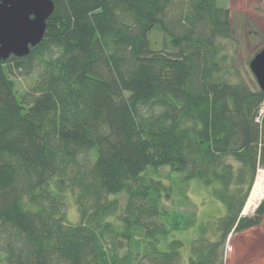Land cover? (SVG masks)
Wrapping results in <instances>:
<instances>
[{
  "label": "trees",
  "instance_id": "obj_1",
  "mask_svg": "<svg viewBox=\"0 0 264 264\" xmlns=\"http://www.w3.org/2000/svg\"><path fill=\"white\" fill-rule=\"evenodd\" d=\"M52 1L41 41L0 59L4 264H223L229 233L264 231V198L241 214L264 167V90L226 75L218 41L232 35L229 9ZM15 69L36 77L19 99ZM164 166L209 186L224 207L197 224L187 254L171 232L180 226L164 222V184L149 175Z\"/></svg>",
  "mask_w": 264,
  "mask_h": 264
},
{
  "label": "rangeland",
  "instance_id": "obj_2",
  "mask_svg": "<svg viewBox=\"0 0 264 264\" xmlns=\"http://www.w3.org/2000/svg\"><path fill=\"white\" fill-rule=\"evenodd\" d=\"M217 3L229 9L232 35L229 38L219 39L220 54L223 56V66L229 80L245 83L251 88L257 87V82L248 63L256 50L264 44V0H217ZM151 38L158 42L162 39L159 32L151 34ZM22 70H13L11 77L14 80L16 96L31 88L35 81V73H22ZM264 167H259L255 175L253 186L263 188V195L252 207L245 209L241 214L251 215L264 198ZM149 175L160 179L164 184L161 189L160 206L168 210L163 216L168 228L180 226L181 229H171L173 236L182 238L185 242L184 254H187L188 241L195 237L199 231L197 224L212 221L224 213L220 201L212 197L211 188L203 185L197 179L189 182L182 179L181 174L173 173L168 167H160L156 171H149ZM258 176V177H257ZM251 191L248 195H250ZM120 201L125 194L118 195ZM168 196V197H165ZM67 218L75 221L78 218L76 206L68 201ZM264 218V213H263ZM208 229V227H207ZM211 232L210 229L208 230ZM118 253L125 249L126 242L118 243ZM223 264H264V231L261 225L250 227L241 232L229 233L222 252ZM0 264H4L3 254L0 252Z\"/></svg>",
  "mask_w": 264,
  "mask_h": 264
},
{
  "label": "water",
  "instance_id": "obj_3",
  "mask_svg": "<svg viewBox=\"0 0 264 264\" xmlns=\"http://www.w3.org/2000/svg\"><path fill=\"white\" fill-rule=\"evenodd\" d=\"M54 10L52 0H0V59L24 56L44 36ZM258 87L264 90V46L248 63Z\"/></svg>",
  "mask_w": 264,
  "mask_h": 264
},
{
  "label": "bare ground",
  "instance_id": "obj_4",
  "mask_svg": "<svg viewBox=\"0 0 264 264\" xmlns=\"http://www.w3.org/2000/svg\"><path fill=\"white\" fill-rule=\"evenodd\" d=\"M262 195H263V188L260 186L259 187L254 186L249 195L245 209H248L250 206H251L250 208H252L259 201L258 199L261 198Z\"/></svg>",
  "mask_w": 264,
  "mask_h": 264
}]
</instances>
